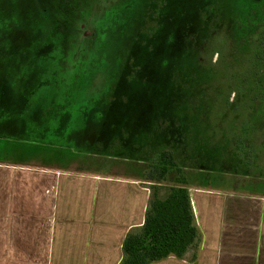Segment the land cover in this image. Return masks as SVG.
<instances>
[{"label":"rangeland","instance_id":"374dc122","mask_svg":"<svg viewBox=\"0 0 264 264\" xmlns=\"http://www.w3.org/2000/svg\"><path fill=\"white\" fill-rule=\"evenodd\" d=\"M264 189V0H0V159ZM135 176V175H134Z\"/></svg>","mask_w":264,"mask_h":264},{"label":"crops","instance_id":"0c3cea01","mask_svg":"<svg viewBox=\"0 0 264 264\" xmlns=\"http://www.w3.org/2000/svg\"><path fill=\"white\" fill-rule=\"evenodd\" d=\"M200 172L187 169L181 183L198 246L145 264H264V189L206 185ZM134 175L0 159V264H120L125 238L146 220L155 182ZM175 183L156 182L159 195Z\"/></svg>","mask_w":264,"mask_h":264},{"label":"trees","instance_id":"16d2710c","mask_svg":"<svg viewBox=\"0 0 264 264\" xmlns=\"http://www.w3.org/2000/svg\"><path fill=\"white\" fill-rule=\"evenodd\" d=\"M149 166L152 172L148 176L155 182L151 185L146 220L140 231L125 238L120 264H145L170 255L183 257L198 246L199 231L194 224L191 198L181 184L187 182L186 176L181 173L174 153L162 149ZM163 180L176 182L165 197L159 195L161 186L156 185Z\"/></svg>","mask_w":264,"mask_h":264}]
</instances>
